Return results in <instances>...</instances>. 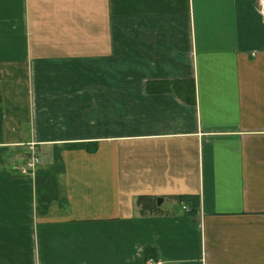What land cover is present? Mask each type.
Wrapping results in <instances>:
<instances>
[{"label": "crops", "instance_id": "crops-1", "mask_svg": "<svg viewBox=\"0 0 264 264\" xmlns=\"http://www.w3.org/2000/svg\"><path fill=\"white\" fill-rule=\"evenodd\" d=\"M259 8L0 0V264H264ZM172 79L194 103L147 87ZM30 142L45 165L62 147L45 212Z\"/></svg>", "mask_w": 264, "mask_h": 264}, {"label": "trees", "instance_id": "trees-1", "mask_svg": "<svg viewBox=\"0 0 264 264\" xmlns=\"http://www.w3.org/2000/svg\"><path fill=\"white\" fill-rule=\"evenodd\" d=\"M147 87L156 91H174L177 95L188 103L195 102L194 81L191 79H172V80H152L147 82ZM2 139V114L0 109V142ZM71 144H63L68 147ZM62 147L53 149L52 161L39 167L35 173L36 202L38 208L44 212L48 209L51 201H62L59 191L57 175L63 170L60 150ZM0 150H2L0 148ZM3 159L0 154V163ZM141 199V198H140ZM181 201L187 202L190 207L189 213L195 214L199 207V196L197 194H187L180 197Z\"/></svg>", "mask_w": 264, "mask_h": 264}, {"label": "built area", "instance_id": "built-area-1", "mask_svg": "<svg viewBox=\"0 0 264 264\" xmlns=\"http://www.w3.org/2000/svg\"><path fill=\"white\" fill-rule=\"evenodd\" d=\"M260 12L264 15V0H260ZM41 159L39 156V150L36 147L35 143H28V156L26 160L19 166V171L22 174H33L35 169L39 165ZM183 209L186 211L190 210V207L187 204L183 205ZM157 262L153 258L147 260V264H156Z\"/></svg>", "mask_w": 264, "mask_h": 264}, {"label": "water", "instance_id": "water-1", "mask_svg": "<svg viewBox=\"0 0 264 264\" xmlns=\"http://www.w3.org/2000/svg\"><path fill=\"white\" fill-rule=\"evenodd\" d=\"M162 198L161 197H157V203L160 204Z\"/></svg>", "mask_w": 264, "mask_h": 264}, {"label": "rangeland", "instance_id": "rangeland-1", "mask_svg": "<svg viewBox=\"0 0 264 264\" xmlns=\"http://www.w3.org/2000/svg\"><path fill=\"white\" fill-rule=\"evenodd\" d=\"M39 165H40L41 167H42V166H45V164H44V163H41V162L39 163ZM162 207L165 208V205H163Z\"/></svg>", "mask_w": 264, "mask_h": 264}]
</instances>
